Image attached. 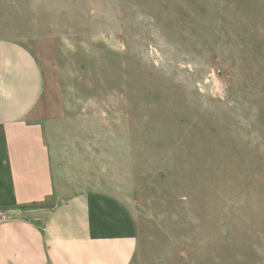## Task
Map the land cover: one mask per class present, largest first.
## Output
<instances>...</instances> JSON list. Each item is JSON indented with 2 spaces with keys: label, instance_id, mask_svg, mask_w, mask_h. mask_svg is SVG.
I'll return each instance as SVG.
<instances>
[{
  "label": "rangeland",
  "instance_id": "rangeland-1",
  "mask_svg": "<svg viewBox=\"0 0 264 264\" xmlns=\"http://www.w3.org/2000/svg\"><path fill=\"white\" fill-rule=\"evenodd\" d=\"M0 39L37 57L51 148L117 199L134 264H264V0H0Z\"/></svg>",
  "mask_w": 264,
  "mask_h": 264
},
{
  "label": "crops",
  "instance_id": "crops-1",
  "mask_svg": "<svg viewBox=\"0 0 264 264\" xmlns=\"http://www.w3.org/2000/svg\"><path fill=\"white\" fill-rule=\"evenodd\" d=\"M43 88L30 49L0 39V264H134L138 239L117 199L59 165Z\"/></svg>",
  "mask_w": 264,
  "mask_h": 264
},
{
  "label": "built area",
  "instance_id": "built-area-1",
  "mask_svg": "<svg viewBox=\"0 0 264 264\" xmlns=\"http://www.w3.org/2000/svg\"><path fill=\"white\" fill-rule=\"evenodd\" d=\"M8 220V216L0 210V223L5 222Z\"/></svg>",
  "mask_w": 264,
  "mask_h": 264
}]
</instances>
